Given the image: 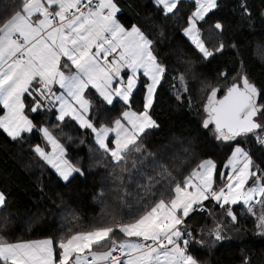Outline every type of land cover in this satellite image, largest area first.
Segmentation results:
<instances>
[{
	"label": "snow or ice",
	"instance_id": "snow-or-ice-1",
	"mask_svg": "<svg viewBox=\"0 0 264 264\" xmlns=\"http://www.w3.org/2000/svg\"><path fill=\"white\" fill-rule=\"evenodd\" d=\"M154 3L170 18L179 11L181 0ZM194 5L184 19L182 34L207 61L222 53L225 44L209 49L198 25L220 8L221 0H194ZM120 11L117 0H0V106L4 110L0 130L21 144L27 142L24 134L38 130L51 151L39 144L31 151L68 183L75 174L85 175L83 166L69 156L75 141L63 129L72 128L66 121L70 118L79 129L90 132V150L100 154L97 164L113 168L110 175L120 182L115 188L123 200L118 190L123 183L121 173L128 171L127 161L134 153L137 160L146 153L151 157L143 138L160 127L152 111L168 66L152 33L136 24H123L118 19ZM240 11L250 16L246 0ZM213 27L223 33L222 22ZM252 55L264 63V45H257ZM141 74L146 78L142 110L132 111ZM220 75L226 77V73ZM178 81L175 98L182 102L181 89L184 93L190 89L183 74ZM91 90L95 91L89 95ZM224 91L223 98H217L218 89L210 88L202 121V127L217 141L231 146L223 170L208 158L178 180L167 166L159 165L142 185L144 196L137 203L136 214L127 213L130 219L102 217L88 230L70 229L59 237L12 242L0 235V264H202L193 249L207 242L196 237L187 221L197 210L215 215L206 201L214 202L233 224L239 222L233 206L243 205L255 218L257 234L264 236V166L242 146L254 139L264 147V89L241 71ZM115 98L127 108L113 117L108 106L114 105ZM188 104L192 107L191 100ZM53 109L59 122L55 127L65 141L48 127H38L28 115ZM136 164L133 160L132 167ZM217 175L224 180L218 188ZM7 203L6 194L0 191V210ZM224 232V224L216 223L208 235L213 243L222 242L227 238ZM241 264H251L250 257L242 255Z\"/></svg>",
	"mask_w": 264,
	"mask_h": 264
},
{
	"label": "trees",
	"instance_id": "trees-1",
	"mask_svg": "<svg viewBox=\"0 0 264 264\" xmlns=\"http://www.w3.org/2000/svg\"><path fill=\"white\" fill-rule=\"evenodd\" d=\"M241 2L221 0L220 8L199 23L202 39L209 49L218 47L221 42L225 44L222 53L205 61L182 34L184 19L194 10V0H181L179 11L170 18L163 16L162 7L155 5L154 0H117L121 9L118 13L120 21L128 27L136 24L150 31L152 38L158 41L157 51L161 59L168 66L152 111L160 127L150 130L143 138L151 157L146 153L137 160L134 153L127 161L125 166L128 171L121 173L123 183L118 190L119 195L124 197L121 200L115 188L120 182H114V177L110 175L113 168L97 164L100 154L90 150L93 147L90 132L79 129L70 118L66 121L72 128L63 129V133L72 135L75 141L68 150L69 156L73 162L83 166L85 175L75 174L68 183L31 151L34 145L45 143L38 130L24 134L27 142L23 144L11 141L0 130V190L8 200L7 206L0 210V235L12 242L59 237L70 229L88 230L102 217L128 220L127 213L136 214L137 203L144 196L142 185L147 183L149 174H155L159 165L167 166L178 180L208 158L223 170L231 146L217 141L209 129L202 127L205 115L203 104L210 88H217V98H220L233 78L244 71L250 80L264 89V63L252 55L257 45H264V0H246L251 13L249 17L240 11ZM217 21L224 24L222 34L213 27ZM220 73H226V77ZM180 74L185 76L190 89L189 93L181 89L182 102L175 98L180 88ZM144 80L141 78L134 91L130 106L134 111L142 110ZM94 91L91 90L89 95ZM189 100L192 107H189ZM108 107L113 117L127 108L119 99ZM3 112L0 106V115ZM28 115L38 127H48L65 141L66 137L55 127L59 123L56 109L29 112ZM81 139L86 142L81 144ZM242 146L250 151L258 164L264 166V147L254 139L243 142ZM133 160L137 161L136 168L132 167ZM115 171L120 172L119 169ZM216 177L221 179L219 175ZM155 187L161 188V185ZM205 204L208 209L215 210L214 216L197 210L187 221L196 237L207 242L203 247L195 245L193 249L202 264H241L242 255H248L251 264H264V236L257 234L255 218L247 214L243 205L233 206L239 221L233 224L214 202L206 201ZM216 223L224 224L227 238L213 243L214 238L208 232ZM117 238L121 239V235Z\"/></svg>",
	"mask_w": 264,
	"mask_h": 264
},
{
	"label": "crops",
	"instance_id": "crops-1",
	"mask_svg": "<svg viewBox=\"0 0 264 264\" xmlns=\"http://www.w3.org/2000/svg\"><path fill=\"white\" fill-rule=\"evenodd\" d=\"M161 7H162V6H161ZM118 19H119V18H118ZM119 20H120V19H119ZM190 42H191V41H190ZM73 71H74V69H73ZM124 72H127V70H124ZM123 74H124V73H122V75H123ZM141 78L146 80V78L143 77L142 74H141ZM141 78H140V80H141ZM125 79H126V76H125ZM55 88H56L57 91H59V86H58V85H56ZM116 99H119V98H115V100H116ZM130 110H132V109H130ZM132 111H134V110H132ZM3 114H4V112H3ZM3 114H2V115H3ZM29 117H30V116H29ZM43 127H46V126H43ZM112 138H113V139L115 138V137H114V134L112 135ZM39 145L42 146V147H45L47 151H51V146H50V145H47L46 142H45L44 144H39ZM54 172H55V171H54ZM221 180H222V178L220 179V181H221ZM44 238H45V237H44ZM38 239H41V238H38Z\"/></svg>",
	"mask_w": 264,
	"mask_h": 264
},
{
	"label": "rangeland",
	"instance_id": "rangeland-1",
	"mask_svg": "<svg viewBox=\"0 0 264 264\" xmlns=\"http://www.w3.org/2000/svg\"><path fill=\"white\" fill-rule=\"evenodd\" d=\"M230 171V170H229ZM224 183V180L222 179L221 181L216 177V187L218 188V187H220L222 184ZM1 191V190H0ZM121 238H123L122 237V235H121ZM97 251H103V250H105L104 248H97L96 249Z\"/></svg>",
	"mask_w": 264,
	"mask_h": 264
},
{
	"label": "water",
	"instance_id": "water-1",
	"mask_svg": "<svg viewBox=\"0 0 264 264\" xmlns=\"http://www.w3.org/2000/svg\"><path fill=\"white\" fill-rule=\"evenodd\" d=\"M224 94H225V93H224ZM224 94H223V95H224ZM223 95H222L220 98H223Z\"/></svg>",
	"mask_w": 264,
	"mask_h": 264
}]
</instances>
